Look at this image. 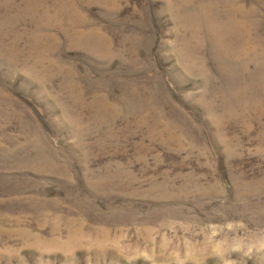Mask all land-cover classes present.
Returning a JSON list of instances; mask_svg holds the SVG:
<instances>
[{"label": "rangeland", "instance_id": "1", "mask_svg": "<svg viewBox=\"0 0 264 264\" xmlns=\"http://www.w3.org/2000/svg\"><path fill=\"white\" fill-rule=\"evenodd\" d=\"M0 264H264V0H0Z\"/></svg>", "mask_w": 264, "mask_h": 264}]
</instances>
